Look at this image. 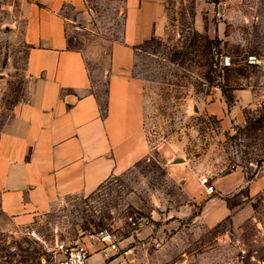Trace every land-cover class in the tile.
Masks as SVG:
<instances>
[{"label":"rangeland","instance_id":"374dc122","mask_svg":"<svg viewBox=\"0 0 264 264\" xmlns=\"http://www.w3.org/2000/svg\"><path fill=\"white\" fill-rule=\"evenodd\" d=\"M91 3L86 25H69L68 47L83 53L91 90L104 100L111 45L123 31L122 0ZM17 15L0 1V131L33 82ZM140 49L133 74L146 96V160L31 220L0 210V264H62L80 246L91 258L101 254V232L121 240L118 254L100 264H216L226 246L228 258L264 259V193L253 204L258 229L225 224L195 233L191 214L181 215L183 189L202 190L201 177L210 184L231 171L264 177V0H165L162 36ZM219 98L224 107L209 113ZM179 164L188 173L183 181L171 171ZM200 207L188 211L195 215ZM129 218L143 226L132 230Z\"/></svg>","mask_w":264,"mask_h":264},{"label":"crops","instance_id":"0c3cea01","mask_svg":"<svg viewBox=\"0 0 264 264\" xmlns=\"http://www.w3.org/2000/svg\"><path fill=\"white\" fill-rule=\"evenodd\" d=\"M0 1L18 14L14 27L22 26L26 74L33 81L27 101L0 131V210L11 219L28 221L68 197L94 192L146 160V96L143 81L133 71L140 47L163 34L165 0H122L123 31L111 45L104 100L91 90L83 53L68 47L69 25H86L92 0ZM221 106L219 98L207 110L216 114ZM171 171L178 181L188 177L184 165ZM211 185V195L204 189L182 191L186 210L181 215L191 214L192 231L258 225L260 213L253 204L264 193L263 176L248 180L242 171H231ZM196 203L201 207L193 215L188 209ZM226 249L216 264H264L262 258H228ZM126 251L129 257L133 249ZM102 257L93 255L89 264H100ZM180 262L190 264H174Z\"/></svg>","mask_w":264,"mask_h":264},{"label":"built area","instance_id":"2783aa9c","mask_svg":"<svg viewBox=\"0 0 264 264\" xmlns=\"http://www.w3.org/2000/svg\"><path fill=\"white\" fill-rule=\"evenodd\" d=\"M223 65L228 67L230 65V59L225 58L223 60ZM200 186L204 189V192L207 195H211L213 193V186L209 183V179L206 177H201L199 181ZM129 224L131 225L132 230H137L143 226L140 222H137L134 218L128 219ZM100 243L103 248L100 253L105 259L112 257L113 255H117L119 252V243L121 237L108 232H101L99 235ZM127 251L124 252L126 254ZM90 254L88 250L82 246L77 247L70 251L68 256L64 259L62 264H89ZM176 264H188L186 262H180Z\"/></svg>","mask_w":264,"mask_h":264}]
</instances>
